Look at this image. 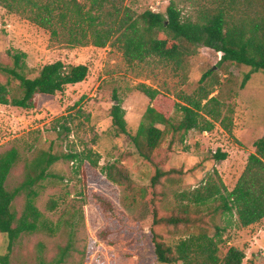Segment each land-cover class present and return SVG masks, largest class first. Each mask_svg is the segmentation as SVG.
<instances>
[{
	"label": "rangeland",
	"instance_id": "rangeland-1",
	"mask_svg": "<svg viewBox=\"0 0 264 264\" xmlns=\"http://www.w3.org/2000/svg\"><path fill=\"white\" fill-rule=\"evenodd\" d=\"M78 1L89 4V0ZM168 2L125 0L124 6L137 16L145 10L164 13ZM176 4L184 17L194 18L192 7L178 1ZM54 29L58 34L51 37L48 31L29 22L26 14L8 12L0 4L2 66L12 68L10 55L23 53L24 69L20 71L27 78L35 77L43 65L57 60L88 68L83 82L66 86L51 97L34 96L33 109L0 105V152L13 144L18 146L22 158L29 157L35 149L51 148L54 153L88 149L100 159L96 173H86L84 184L73 162L60 160L50 167L49 172L55 178L41 182L35 205L51 231L40 228L34 234L21 235L10 251V264H54L64 251L60 264H148L152 247L147 242L142 244L141 231L150 223V205L148 197L142 198L140 194L149 185L153 167L137 156L128 135L114 136L108 116L115 104L113 95L118 97L124 111L127 132L133 135L151 105L136 90L137 85L157 89L174 101L180 93H193L205 71L212 69L218 75L220 85L215 91L233 111L232 135L217 125L210 133L190 131L183 144H173L172 150L162 156L164 170L171 169L174 176L172 180L162 179L161 185L154 189L158 215L183 217L178 195L197 188L207 175L218 176L226 189L231 190L247 156L253 152L252 143L264 138V71L232 64L221 70L216 67L217 54L205 47L192 48L191 55L179 68L155 57L130 63L117 46L95 48L87 40L82 45L70 44L69 24L64 27L55 24ZM246 74L250 76L241 89ZM0 82L10 84L11 96L20 95L17 81L0 73ZM62 124L69 128L68 134L60 129ZM217 150L227 155L225 160L213 159ZM114 162L127 172L131 180L128 188L108 182L99 173L100 167ZM22 177L23 165L19 163L9 172L4 188L16 187ZM83 187L85 195L80 193ZM94 195L109 199L119 215L113 218L106 215ZM50 201L56 202L51 211L47 208ZM22 205L23 196L13 202L18 213ZM213 207L210 204L211 210ZM198 214L208 221L205 211ZM94 218L96 224L92 227L90 221ZM212 219L220 229V257L228 247H236L245 253L243 264H264V219L247 228L239 227L234 214L214 213ZM154 230L166 244H174L194 229L170 225ZM214 232L209 222L207 234L213 236ZM7 246V236L0 234V255L7 252Z\"/></svg>",
	"mask_w": 264,
	"mask_h": 264
},
{
	"label": "trees",
	"instance_id": "trees-1",
	"mask_svg": "<svg viewBox=\"0 0 264 264\" xmlns=\"http://www.w3.org/2000/svg\"><path fill=\"white\" fill-rule=\"evenodd\" d=\"M176 1L193 8L194 18L184 17ZM125 0H89L88 6L78 0H0L8 12L26 14L29 22L57 36L55 24H69L70 44L87 40L95 48L117 46L127 62H141L155 57L179 68L194 47H205L217 54L216 67L221 70L227 65L247 66L252 71H264V0H169L158 13L145 10L140 15L124 6ZM12 68L0 64V73L18 82L19 96L9 94L8 82H0V105L21 109L35 108L34 96L51 97L66 86L75 85L86 79V65H69L60 60L43 65L37 75L27 78L20 70L24 67L23 53L10 55ZM24 69V68H23ZM250 74L240 84L243 89ZM220 85L218 75L212 69L205 71L191 94L180 93L170 100L163 93L145 84L135 88L151 104L145 110L133 135L126 129L124 111L118 97L113 95L109 110L114 136L128 135L135 153L153 167L149 185L143 188L142 198L148 197L150 223L142 230L141 242L149 243L152 253L148 264H243L245 253L228 247L220 257V229L213 223L214 213L234 214L241 228L250 227L264 219V138L253 143V152L247 156L243 171L231 190H227L221 179L207 175L195 189L178 195L183 217L171 214L158 215L155 206V188L161 180H172L171 169L164 170L163 153L170 152L173 144H183L190 131L210 133L215 126L232 135L233 111L227 108L215 88ZM10 95V96H9ZM65 134L69 128L62 124ZM61 134V133H59ZM238 142V141H237ZM225 153L217 150L214 160H225ZM100 157L91 150L53 152L51 148L35 149L29 157L22 158L19 148L11 145L0 152V234L8 239L7 252L0 255V264H10L9 256L14 243L21 235H31L40 228L51 229L44 223L43 214L35 205L41 182L55 178L49 169L56 162H73L84 184L86 173L98 168ZM22 163L23 177L20 183L5 189V181L11 169ZM99 173L116 185L129 187L131 180L126 171L116 163L100 167ZM80 181V183H81ZM83 187L80 193H83ZM23 196V205L18 213L13 202ZM95 202L109 217L118 216L113 203L102 195H94ZM186 202L182 204L181 202ZM210 204H214L211 210ZM56 202L50 201L48 210H54ZM209 216L204 221L198 213ZM194 212L195 216L189 214ZM214 227L213 236L207 234V224ZM202 223L204 226L200 225ZM95 227L96 219L90 221ZM179 225L194 230L174 244H166L154 228ZM65 251L54 264L62 263ZM96 264H100L96 262Z\"/></svg>",
	"mask_w": 264,
	"mask_h": 264
},
{
	"label": "built area",
	"instance_id": "built-area-1",
	"mask_svg": "<svg viewBox=\"0 0 264 264\" xmlns=\"http://www.w3.org/2000/svg\"><path fill=\"white\" fill-rule=\"evenodd\" d=\"M205 133V132H204Z\"/></svg>",
	"mask_w": 264,
	"mask_h": 264
}]
</instances>
